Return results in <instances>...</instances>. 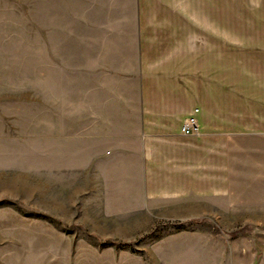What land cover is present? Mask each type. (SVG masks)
Here are the masks:
<instances>
[{
	"label": "rangeland",
	"instance_id": "1",
	"mask_svg": "<svg viewBox=\"0 0 264 264\" xmlns=\"http://www.w3.org/2000/svg\"><path fill=\"white\" fill-rule=\"evenodd\" d=\"M124 1L117 29L119 8H97L82 25L70 13L83 16L82 4L67 3L43 30L42 0H0V264H264V227L229 226L227 212L223 227L157 220L131 171L128 194L116 195L102 165L75 162L73 141L87 140L104 110L129 107L136 90ZM172 1L190 16L193 43L223 38L225 69L231 45L264 44V0Z\"/></svg>",
	"mask_w": 264,
	"mask_h": 264
},
{
	"label": "crops",
	"instance_id": "2",
	"mask_svg": "<svg viewBox=\"0 0 264 264\" xmlns=\"http://www.w3.org/2000/svg\"><path fill=\"white\" fill-rule=\"evenodd\" d=\"M67 3L82 4L83 16L70 12L82 25L94 19L87 13L111 5L119 8L116 29L125 18L124 0L123 14L122 0H42L43 30L53 9L66 10ZM132 7L135 93L129 107L104 110L87 140L73 141L75 162L86 160L98 172L102 165L116 195L128 194L131 171L142 204L157 220L223 227L227 212L229 226L264 227V44L229 45L231 69H225L223 38L193 43L190 16L172 0H132ZM191 117L198 132L184 135ZM240 197H248L247 206ZM204 242L211 251L214 242Z\"/></svg>",
	"mask_w": 264,
	"mask_h": 264
},
{
	"label": "built area",
	"instance_id": "3",
	"mask_svg": "<svg viewBox=\"0 0 264 264\" xmlns=\"http://www.w3.org/2000/svg\"><path fill=\"white\" fill-rule=\"evenodd\" d=\"M197 132V120L193 117L185 119L182 125V133L184 135H195Z\"/></svg>",
	"mask_w": 264,
	"mask_h": 264
}]
</instances>
